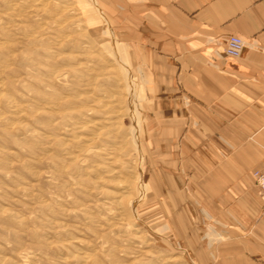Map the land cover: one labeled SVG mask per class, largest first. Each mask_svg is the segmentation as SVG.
<instances>
[{
    "label": "rangeland",
    "instance_id": "rangeland-1",
    "mask_svg": "<svg viewBox=\"0 0 264 264\" xmlns=\"http://www.w3.org/2000/svg\"><path fill=\"white\" fill-rule=\"evenodd\" d=\"M26 2L0 0V264H80L82 253L89 256L84 264H199V247L210 252L216 245L213 223L202 209V230L180 225L168 211L164 216L171 202L161 193L158 150L140 136L153 87L146 60L104 16L98 0H62L76 14L65 25L53 1L35 13ZM123 72L131 78L139 114L137 143L127 138L130 102L117 81ZM106 93L115 97L117 119L84 101L86 95L101 101ZM106 100L101 104L112 101ZM102 120L110 139L101 136L95 148L113 152L122 146L109 167L140 163L120 210L105 193L114 190L115 178L87 169L100 167L102 158L84 155L81 166L82 149L71 139L85 135L73 128ZM65 152L79 158L72 161ZM150 176L156 194H149Z\"/></svg>",
    "mask_w": 264,
    "mask_h": 264
},
{
    "label": "crops",
    "instance_id": "crops-1",
    "mask_svg": "<svg viewBox=\"0 0 264 264\" xmlns=\"http://www.w3.org/2000/svg\"><path fill=\"white\" fill-rule=\"evenodd\" d=\"M98 1L151 76L140 136L158 150L164 216L201 230L209 216L216 245L199 264H264V0ZM230 36L246 42L238 58L224 54Z\"/></svg>",
    "mask_w": 264,
    "mask_h": 264
},
{
    "label": "bare ground",
    "instance_id": "bare-ground-1",
    "mask_svg": "<svg viewBox=\"0 0 264 264\" xmlns=\"http://www.w3.org/2000/svg\"><path fill=\"white\" fill-rule=\"evenodd\" d=\"M50 1H53L54 11L56 12V14L63 17L62 21H63L64 25L68 22L73 23L74 17L76 15L75 14V8L71 7V5H69L71 3L67 4V2H66V4H65L62 2V0H27L25 9L34 8V13H35V10L38 12L45 11V9H46L45 7L47 6L48 3H50ZM90 1H94V0H90ZM8 3H10V2H8ZM10 5H7V7H9L8 10L12 11V8H10L11 7ZM11 17H14V16H11ZM245 46H246V43H245L243 49L245 48ZM243 49H242V51H243ZM242 51H241V53H242ZM241 53H240V55H241ZM117 81H118V83L121 84L122 88H124V91L126 92V96L128 98V101L130 102V113H129V115H130V119H131V126L127 132V138L132 139V140L136 141V143H137V140H136L137 133H138V129H140L139 123H138L139 122V120H138L139 114H138V109L136 108V106L134 105V102H133L132 81H131V78L129 77L128 72H125V73L123 72L122 76L120 78H118ZM0 94H1V87H0ZM101 97H102V99L106 98L107 100L109 99L112 101L107 105H105V104L103 105V104H101L102 99H101V101L97 102L94 98H92L91 96H87V95H86V97H84V101L88 102L89 104L90 103L99 104V105H97L98 109L96 112H98V110H100V109H106V110H108V113L112 117H116V119H117L119 111H118L116 105H114V102H116V101H114L115 97L113 95H110L107 93H106V95H103ZM120 100H119V102H120ZM122 101H124V100H122ZM104 102H105V100H104ZM106 103H108V102H106ZM13 107H15V106H11V109ZM16 110L17 109L15 108V111L13 110V113L18 114L19 112ZM110 118H109V120H112V119L114 120V118H112V119H110ZM102 122H103V120L102 121H88V122H85L83 124H80L79 126L75 125L76 123L73 124L72 126H77V127L73 128L74 131L75 130H78V132L83 131V133H85V135L82 136V134H81V135L72 136L71 139L75 140V143L78 146H80V149H82L81 150V156H83V157L80 160L81 166H86V164H87L85 161L84 155L90 154V155L102 158L103 163L101 164L100 167H98V166L94 167L93 166V167H89L87 169H91V172L98 173V175L99 174H101V175L105 174L104 176H106L110 179L115 178L113 180V185H112V188L114 190L113 191H106L105 193L110 197V200H111L110 204L116 210H120V209H123L124 200H126L128 197H130V194L133 190V184H134L133 181L134 180H132V178L137 180V178H138L137 177V167L140 166V163L138 161H135L134 162L135 165L133 164L134 167H130L128 165H121V168H119V170H116L114 168L109 167L110 165L116 163V160L114 159L113 152L115 154H121L122 153V146L121 145L116 146L114 148L113 152H110V150H108V148L105 145L103 146L102 149L95 148V144L101 136L107 137L110 139V136H109L110 134L108 131L109 128L108 129L105 128L103 126ZM115 124L116 123L114 121H113V123L110 122V126L112 129L115 126ZM116 128H118V127H116ZM117 144H118V142H117ZM72 154L69 152H65L64 155H65V158L71 159L72 161H75L76 159L79 158L77 155H72ZM120 174H122V175L124 174L126 176V178L122 177V179H121L119 177ZM138 175H140V174H138ZM138 182H139V180H138ZM88 258H89V256L87 254L82 253L78 256L77 261L80 264H84L88 261ZM172 260L173 259H167V262H171ZM1 261L3 262L4 260H1ZM8 263H9V261H8Z\"/></svg>",
    "mask_w": 264,
    "mask_h": 264
},
{
    "label": "built area",
    "instance_id": "built-area-1",
    "mask_svg": "<svg viewBox=\"0 0 264 264\" xmlns=\"http://www.w3.org/2000/svg\"><path fill=\"white\" fill-rule=\"evenodd\" d=\"M245 41L239 36H230L227 38L225 42L224 54L230 58L239 57L244 45ZM255 182L259 188V195L261 199L264 201V171L256 172L254 174Z\"/></svg>",
    "mask_w": 264,
    "mask_h": 264
}]
</instances>
